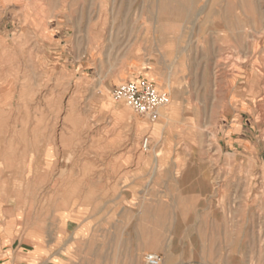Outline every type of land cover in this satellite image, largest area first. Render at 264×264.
<instances>
[{"label":"rangeland","instance_id":"rangeland-1","mask_svg":"<svg viewBox=\"0 0 264 264\" xmlns=\"http://www.w3.org/2000/svg\"><path fill=\"white\" fill-rule=\"evenodd\" d=\"M64 210L58 264H264V0H0V215Z\"/></svg>","mask_w":264,"mask_h":264},{"label":"crops","instance_id":"crops-1","mask_svg":"<svg viewBox=\"0 0 264 264\" xmlns=\"http://www.w3.org/2000/svg\"><path fill=\"white\" fill-rule=\"evenodd\" d=\"M140 78L142 77L136 76L128 81ZM65 213L66 211L64 210L61 214L59 213L58 217L53 216V220L48 222L49 226L46 235H41L30 230L21 232L17 217L11 212L5 213L2 211L0 215V264H58L57 255L60 253L55 250V243L48 241L44 245L40 241L41 239H54L59 234H62L63 240H65L67 234H72L73 239L68 235L69 241H64L63 243L62 254H66L72 240L92 235V230L87 229V224H76L74 220L66 219ZM87 232L90 233L89 236Z\"/></svg>","mask_w":264,"mask_h":264},{"label":"built area","instance_id":"built-area-1","mask_svg":"<svg viewBox=\"0 0 264 264\" xmlns=\"http://www.w3.org/2000/svg\"><path fill=\"white\" fill-rule=\"evenodd\" d=\"M112 99L116 102H123L136 115L154 121L158 112L169 104L167 93L162 92L145 78L127 81L112 91ZM150 145V138L145 136L141 142V149L147 151ZM145 264H161L158 255L148 254L145 256Z\"/></svg>","mask_w":264,"mask_h":264},{"label":"bare ground","instance_id":"bare-ground-1","mask_svg":"<svg viewBox=\"0 0 264 264\" xmlns=\"http://www.w3.org/2000/svg\"><path fill=\"white\" fill-rule=\"evenodd\" d=\"M225 54H226V53H225ZM227 54H228V53H227ZM218 59H219V58H218ZM235 59H236V58H235ZM241 59H242V58H241ZM236 61H237V60H236ZM231 63H232V62H231ZM168 105H169V104H168ZM168 105H167V106H168ZM164 108H165V107H164ZM162 109H163V108H162ZM159 111H160V110H159ZM258 208H259V207H258ZM176 220H177V219H176Z\"/></svg>","mask_w":264,"mask_h":264}]
</instances>
